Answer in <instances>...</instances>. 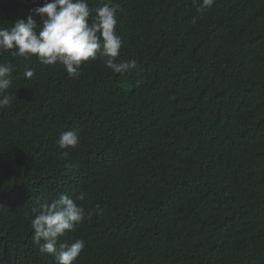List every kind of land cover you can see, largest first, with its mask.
Masks as SVG:
<instances>
[{"label":"trees","instance_id":"obj_1","mask_svg":"<svg viewBox=\"0 0 264 264\" xmlns=\"http://www.w3.org/2000/svg\"><path fill=\"white\" fill-rule=\"evenodd\" d=\"M43 2L0 0V26L40 23ZM114 2L135 69L0 54V264H55L30 221L62 193L92 213L59 238L86 242L73 264H264V0Z\"/></svg>","mask_w":264,"mask_h":264},{"label":"clouds","instance_id":"obj_2","mask_svg":"<svg viewBox=\"0 0 264 264\" xmlns=\"http://www.w3.org/2000/svg\"><path fill=\"white\" fill-rule=\"evenodd\" d=\"M213 2L202 0L198 10L202 12ZM34 12L40 23L29 16L26 22L18 19L11 27L0 26V54L10 52L24 61L36 57L43 65L63 66L69 76H77L85 63L98 58L115 73L136 68L134 59H119L123 41L117 34L119 7L114 0H101L94 9L89 6V0H44ZM14 71L11 63H0V108L8 106L12 99L7 90L13 83ZM34 73V67L24 65L26 78H32ZM140 83L137 81V86ZM78 143L79 131L75 129L61 132L57 140L60 149L75 148ZM78 199L82 201L84 196ZM95 209V214L102 215L100 205ZM34 212L30 227L38 251L53 256L55 264H73L86 242L77 239L58 243L59 238L75 231L92 213L63 193L50 203H42Z\"/></svg>","mask_w":264,"mask_h":264}]
</instances>
